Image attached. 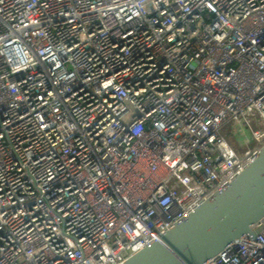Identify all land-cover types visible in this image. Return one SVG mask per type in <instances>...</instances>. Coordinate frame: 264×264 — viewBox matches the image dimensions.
Segmentation results:
<instances>
[{
    "label": "built area",
    "instance_id": "obj_1",
    "mask_svg": "<svg viewBox=\"0 0 264 264\" xmlns=\"http://www.w3.org/2000/svg\"><path fill=\"white\" fill-rule=\"evenodd\" d=\"M263 145L264 0H0V264H123Z\"/></svg>",
    "mask_w": 264,
    "mask_h": 264
},
{
    "label": "water",
    "instance_id": "obj_2",
    "mask_svg": "<svg viewBox=\"0 0 264 264\" xmlns=\"http://www.w3.org/2000/svg\"><path fill=\"white\" fill-rule=\"evenodd\" d=\"M263 216L264 145L223 192L202 202L161 240L146 245L123 264H203L243 237H254V227Z\"/></svg>",
    "mask_w": 264,
    "mask_h": 264
},
{
    "label": "rangeland",
    "instance_id": "obj_3",
    "mask_svg": "<svg viewBox=\"0 0 264 264\" xmlns=\"http://www.w3.org/2000/svg\"><path fill=\"white\" fill-rule=\"evenodd\" d=\"M223 133L225 134L226 139L238 150H241V144H239L240 136L237 132L232 131V125H228L224 128ZM240 138V139H239Z\"/></svg>",
    "mask_w": 264,
    "mask_h": 264
}]
</instances>
